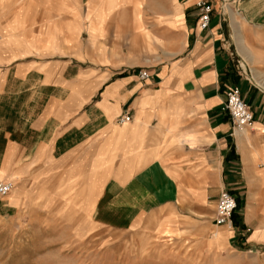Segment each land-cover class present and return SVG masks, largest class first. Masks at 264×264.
Returning a JSON list of instances; mask_svg holds the SVG:
<instances>
[{"label": "crops", "instance_id": "crops-1", "mask_svg": "<svg viewBox=\"0 0 264 264\" xmlns=\"http://www.w3.org/2000/svg\"><path fill=\"white\" fill-rule=\"evenodd\" d=\"M35 1L47 16L40 22L30 16ZM50 1L22 4L12 22L0 21V180L20 190L0 207L26 199L34 172L53 180V205L56 180L76 183L98 226L139 228L155 212L157 229L264 251V0H207L203 30L200 0H96L94 12L77 0L79 11L66 14L60 8L72 0H60L55 14ZM233 8L250 65L263 72L246 65L256 83L236 64L243 50L225 16L234 20ZM232 86L254 113V130L235 127L225 109ZM125 113L132 119L118 122ZM222 190L237 200L231 225L214 222Z\"/></svg>", "mask_w": 264, "mask_h": 264}, {"label": "rangeland", "instance_id": "rangeland-1", "mask_svg": "<svg viewBox=\"0 0 264 264\" xmlns=\"http://www.w3.org/2000/svg\"><path fill=\"white\" fill-rule=\"evenodd\" d=\"M35 2L36 8L30 11V16L33 19L35 16L40 22L47 16L43 7L37 6V1ZM77 2L72 0L70 4H62V13L78 12L80 7ZM95 2L96 0H90L88 11H95ZM30 3L34 5V0H0L3 17L0 21L5 20L3 22L8 25L13 21L16 7L31 5ZM48 5L49 11L55 14V8L61 3L60 0H51ZM235 12L234 20L228 18V14L225 16L237 47L240 46L243 50L238 53L239 56H235L236 64L244 76L249 75V79L256 83V77L246 69V65L255 69L250 65L255 59L250 57L253 53L244 45L246 42L241 26L243 16L238 11ZM17 22L20 26V22ZM31 22H25L24 30H30L26 24ZM87 37V32H84L83 41ZM250 44L254 45L252 42ZM46 45L55 51H63L48 41ZM245 51L248 57L244 56ZM34 55L53 57L62 54L35 52ZM263 60L262 56L261 61ZM259 65H263L261 69L264 70V63ZM255 70L258 76L263 73ZM52 181L40 177L34 179L33 172L25 181L26 199L12 209L9 206L0 207V264H264V251L260 247L253 251L236 250L211 242L209 234L205 232H187L184 229L178 234L171 228L157 229L160 217L155 212L148 214L145 219L148 222L139 228L126 230L98 226L92 221L91 207H85L84 197L78 194L76 183L69 188L67 182L56 180L59 195L55 197L53 205L48 198V193L54 189ZM15 193H20L19 188L12 190L9 196ZM216 232L212 238L220 240L222 233L218 232L219 236L215 237Z\"/></svg>", "mask_w": 264, "mask_h": 264}, {"label": "built area", "instance_id": "built-area-1", "mask_svg": "<svg viewBox=\"0 0 264 264\" xmlns=\"http://www.w3.org/2000/svg\"><path fill=\"white\" fill-rule=\"evenodd\" d=\"M200 10L198 26L203 30L210 26L211 14L213 12L212 4L207 0H200L197 3ZM142 77L149 76L147 71L140 73ZM225 109L229 112L231 119L237 128H245L248 130L255 129V116L250 109L248 103L242 96L239 86H232L226 91ZM132 115L125 113L120 115L117 120L120 123L129 122ZM14 187L11 180H0V199L9 194ZM237 208V200L228 190H222L219 194L214 222L217 225L232 224V215Z\"/></svg>", "mask_w": 264, "mask_h": 264}, {"label": "bare ground", "instance_id": "bare-ground-1", "mask_svg": "<svg viewBox=\"0 0 264 264\" xmlns=\"http://www.w3.org/2000/svg\"><path fill=\"white\" fill-rule=\"evenodd\" d=\"M224 5H225V8H226V12L228 13V12H229V9H228L229 5H228L227 2H226V4H224Z\"/></svg>", "mask_w": 264, "mask_h": 264}]
</instances>
